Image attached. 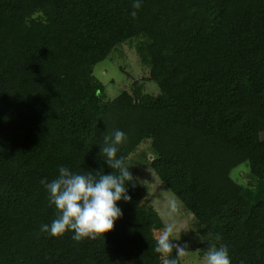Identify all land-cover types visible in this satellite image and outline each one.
<instances>
[{
  "label": "trees",
  "instance_id": "16d2710c",
  "mask_svg": "<svg viewBox=\"0 0 264 264\" xmlns=\"http://www.w3.org/2000/svg\"><path fill=\"white\" fill-rule=\"evenodd\" d=\"M134 2L0 0V264H161L164 224L136 178L145 166L196 223L198 257L225 245L231 264H264V0ZM132 40L160 104L107 100L92 75ZM115 130L135 187L114 230L27 242L23 230L57 215L41 180L60 167L110 174L100 153Z\"/></svg>",
  "mask_w": 264,
  "mask_h": 264
},
{
  "label": "clouds",
  "instance_id": "9594fccd",
  "mask_svg": "<svg viewBox=\"0 0 264 264\" xmlns=\"http://www.w3.org/2000/svg\"><path fill=\"white\" fill-rule=\"evenodd\" d=\"M132 7L139 10L140 0H135ZM135 10L130 13L133 19L137 17ZM126 139L125 133L120 130L103 137L100 155L113 170L110 174H105L101 170L95 172V175L93 171L77 174L66 167H60L56 179L51 182L41 180V184L49 193V203L57 210L56 218L51 224L41 226L42 232L60 238L71 231L74 233L72 239L77 242L86 239L105 240V234L114 230L115 222L123 215L118 202L131 201L127 185L131 183L135 187V178L125 158L117 155L119 146ZM176 212L177 205L173 202L170 214ZM175 232L176 222L172 220L155 236L154 251L159 254L161 264H179V258L190 252L187 244L181 246L174 243L180 239ZM203 264H231L227 246L210 245L203 258Z\"/></svg>",
  "mask_w": 264,
  "mask_h": 264
},
{
  "label": "rangeland",
  "instance_id": "374dc122",
  "mask_svg": "<svg viewBox=\"0 0 264 264\" xmlns=\"http://www.w3.org/2000/svg\"><path fill=\"white\" fill-rule=\"evenodd\" d=\"M92 75L103 85L105 99L111 100L121 91L136 97L141 104L157 105L162 102L155 86L144 81L147 77V64L144 62L143 47L137 40L126 42L115 47L110 55L92 67ZM147 142L141 143L135 153L144 151L147 154ZM139 152V153H140ZM150 160V156L147 155ZM231 178H237L242 183L247 179L243 171L233 168ZM139 183L148 189V200L153 209L159 215L165 225L172 220L176 222V236H180L175 243L188 245V255L182 257L181 264H203V257H198L196 246L200 241L197 225L186 214L184 208L173 195L164 188L156 179L148 166L136 173ZM175 202L177 212L171 213V204ZM31 244H44L48 240L47 233L41 231V226L30 231L28 228L22 231ZM158 232H156V235ZM22 237V236H21ZM20 237V242L23 239Z\"/></svg>",
  "mask_w": 264,
  "mask_h": 264
}]
</instances>
